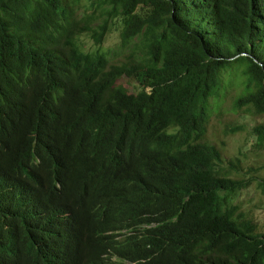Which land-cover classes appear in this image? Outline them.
<instances>
[{
    "label": "trees",
    "instance_id": "obj_1",
    "mask_svg": "<svg viewBox=\"0 0 264 264\" xmlns=\"http://www.w3.org/2000/svg\"><path fill=\"white\" fill-rule=\"evenodd\" d=\"M86 1L0 0V264H264L203 141L234 82L264 115V0Z\"/></svg>",
    "mask_w": 264,
    "mask_h": 264
},
{
    "label": "rangeland",
    "instance_id": "obj_2",
    "mask_svg": "<svg viewBox=\"0 0 264 264\" xmlns=\"http://www.w3.org/2000/svg\"><path fill=\"white\" fill-rule=\"evenodd\" d=\"M75 10L82 15L85 8L86 0H80ZM82 4V5H81ZM119 34L111 32L105 42V51L109 54L112 63L127 61L128 54L124 57H116V51L120 46L118 43ZM80 44L85 51H94V43L85 37H82ZM128 86V83H125ZM131 88V87H130ZM132 89V88H131ZM243 87L239 82H234L227 89L225 98L223 95L218 99H212L211 102H219V107L213 108L210 114V124L208 125L204 142L215 144L224 152L225 163L231 162L238 165L241 172H231V176L242 179H252L253 185L235 194L232 198V204L240 206L241 212H245L247 217L253 219L260 225L259 231L264 234V195L260 189V182L264 181V151L254 148L252 129L264 123V115H256L246 109H234V100L242 94ZM233 128H238L231 132ZM239 160V161H238ZM249 169L255 171L247 175ZM224 171L227 169L224 168Z\"/></svg>",
    "mask_w": 264,
    "mask_h": 264
}]
</instances>
